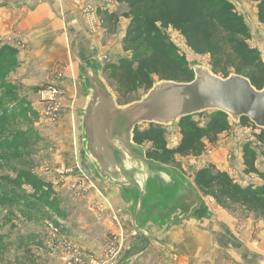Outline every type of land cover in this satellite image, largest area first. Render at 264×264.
Here are the masks:
<instances>
[{
    "label": "rangeland",
    "instance_id": "obj_1",
    "mask_svg": "<svg viewBox=\"0 0 264 264\" xmlns=\"http://www.w3.org/2000/svg\"><path fill=\"white\" fill-rule=\"evenodd\" d=\"M223 2L229 13L242 21L247 30L245 39L247 46L257 51L260 60L264 63V29L258 21L257 2L253 0H223ZM51 5L53 12L47 22L51 26L52 37L55 38L56 32H59L58 35L64 40L69 57L76 45L75 34L83 35L96 47L104 67L128 57L122 45L129 21L126 18L125 6L116 4L113 0H65V3L63 0H53ZM54 5L57 8H54ZM97 10L117 14L118 20L114 28L111 30L105 28ZM162 32L167 42L174 47L177 56L187 66L195 60L211 69L208 56L195 54L187 48L179 31L170 27ZM22 41L21 34L15 31L0 41V47L4 46L13 51L10 62L12 65L7 59L6 63L0 61V118L21 114L13 120V123H6L3 128L6 133L0 134V145L3 148L0 153V176L9 177L18 183V187L0 183V264H65L60 252L65 240L60 239V232L66 230V226L67 232L73 229L70 222L65 220V212L59 208L56 210V207H59L56 199L57 188H50V193L44 195L46 193L44 186L45 184L55 186L52 181L57 177L56 180L63 184L62 189H64V191L60 189L58 195L62 198L68 196L75 198L80 193L82 184L87 183V179H84L80 172L93 181L92 176L85 172L78 154L79 139L75 110L79 109L82 99L78 104L76 103V98L81 96L77 80L73 77L67 80L63 74V64L58 61L53 64L50 77L36 76V83L27 87L21 79L20 72L17 71L20 66L19 55L26 49ZM6 69L8 72L5 74ZM16 71L18 74H15ZM102 76L115 90V84L108 79L105 70ZM240 76L248 77L249 73L242 72ZM40 83L44 84L40 85ZM50 88H55L58 92L55 113L48 101ZM145 93L140 89L137 93L126 96L116 94V98L119 105H126L138 100ZM210 115L205 113L199 117L195 116L193 120L204 125ZM139 129L143 131L147 129V125ZM259 133L260 131L250 127L235 128L231 125V129L219 135L213 144L205 142L201 155L176 157L175 162L170 166L180 169L192 180L198 170L207 169L209 174L227 173L241 187L260 188L263 185L262 181L253 174L244 173L242 163L243 148L249 146L256 155V168L260 171L264 170V162L260 155L262 147L256 140V135ZM164 135L169 148L178 144L180 135L177 128L164 130ZM59 170L63 171L62 174L57 173ZM205 198L224 222L225 229L221 231L227 234V238L228 234L234 235L235 241H239L240 246L222 247L217 242L214 245L218 248H215L212 255L208 251L204 254L200 253L197 249L198 260L195 259L194 262L196 264L252 262L260 240L257 232L264 230V218L239 209H222L210 196ZM27 210L35 214L38 212L39 215L32 213L27 215ZM19 211L21 215H17ZM33 232L36 233L37 239L31 241L30 236ZM69 243L77 248L73 241ZM33 244L37 255L31 253L30 246ZM49 245H52L51 250L48 248ZM163 248L166 250V247ZM148 251L149 257H145L147 258L145 263L150 264L158 257L159 250L157 252L153 247ZM160 251L164 253L162 249ZM122 256L120 255L119 261L128 256L127 252L125 257ZM262 262L264 261L255 264H264Z\"/></svg>",
    "mask_w": 264,
    "mask_h": 264
},
{
    "label": "water",
    "instance_id": "obj_2",
    "mask_svg": "<svg viewBox=\"0 0 264 264\" xmlns=\"http://www.w3.org/2000/svg\"><path fill=\"white\" fill-rule=\"evenodd\" d=\"M190 82L160 80L138 100L119 105L116 94L102 76L103 64L92 46L77 55L80 89L85 93L77 114L79 156L85 170L98 183L114 191L126 207L136 240L145 244L117 264L143 253L152 236L147 227L178 211L195 218L212 215L192 179L180 169L146 157V149L133 141L143 125L176 128L180 120L209 112L224 114L235 126L247 119L264 131V85L256 89L246 77L226 78L198 61L189 63Z\"/></svg>",
    "mask_w": 264,
    "mask_h": 264
},
{
    "label": "trees",
    "instance_id": "obj_3",
    "mask_svg": "<svg viewBox=\"0 0 264 264\" xmlns=\"http://www.w3.org/2000/svg\"><path fill=\"white\" fill-rule=\"evenodd\" d=\"M113 1L126 7V18L129 20L122 42L123 51L128 57L103 66L102 69V73L105 70L108 79L115 84V94L126 96L137 93L140 89L147 92L153 82L160 80L190 82L193 79L189 64L187 66L177 56L174 47L167 42L162 32L170 27L179 31L185 45L192 52L208 56L214 74L226 78L230 73L241 75L242 72H248L249 76L246 78L251 84L256 89L263 87L264 63L257 51L247 46L246 27L239 18L229 13L223 0ZM253 1L257 2L258 21L264 29V0ZM97 14L106 29L114 28L118 20L116 13L97 10ZM12 54V49L0 47L1 62L6 63L7 59L12 65ZM7 72L8 69L5 74ZM209 113L211 115L204 125L194 121L195 116L180 120L176 127L180 139L175 147L167 146L164 130L168 129L154 125H147V129L143 131L136 128L133 141L144 147L149 145L145 147L146 157L164 165H172L176 157H197L204 150L205 142L213 144L219 135L231 129L232 124L224 114ZM19 116L21 114L0 118V134L6 133L3 131L6 123H13ZM199 116L201 115L196 117ZM242 126L256 129L247 119H241L239 127ZM258 131L260 133L256 135V140L262 147L260 155L264 162V131ZM2 149L0 145V153ZM255 160V152L245 146L242 157L244 173L258 177L263 183L260 188L241 187L227 173L209 174L207 169L198 170L193 182L200 194L203 197L210 196L218 207L225 210L239 209L264 218V170L256 168ZM0 183L18 187L15 180L6 176H0ZM44 187V195L49 194L51 185L45 184Z\"/></svg>",
    "mask_w": 264,
    "mask_h": 264
},
{
    "label": "crops",
    "instance_id": "obj_4",
    "mask_svg": "<svg viewBox=\"0 0 264 264\" xmlns=\"http://www.w3.org/2000/svg\"><path fill=\"white\" fill-rule=\"evenodd\" d=\"M63 1L65 3V0ZM51 3H53V0H9L8 2L0 0V41L13 34V31L21 34L26 49L19 55L20 66L17 71L20 72L21 79L27 87L36 83V76L50 77L55 62L58 61L63 64L64 76L67 77V80L72 77L77 80V86L81 94L76 98L77 104L82 99L79 109L75 110L77 118L78 111L83 107L85 100V93L79 86L77 55L84 46L89 45L95 49L96 47L83 35L75 34L74 41L76 45L71 50L69 57L64 40L58 35L59 32H56V37L53 38L51 26L47 22L53 12ZM54 8H57L56 5H54ZM96 52L97 58L103 64L97 49ZM17 71L15 74H18ZM51 81L53 80L51 79ZM42 84L40 83V85ZM80 174L84 179H87V183L82 184L79 189L80 193L75 197L76 199L70 196L62 198L58 195V191L60 189L64 191L62 189L63 184L56 180L57 177L52 181L55 186L52 185L51 188H57L56 199L59 202L57 204L59 207L57 206L56 210L60 209L65 212V220L70 222L69 224L73 229L67 232L68 227L66 226V230L60 232V239L68 242L73 241L79 252L85 257L87 264H105L108 249L111 245L119 250L120 255L124 257L126 252L129 256L142 248L145 240L140 238L135 243L133 242L135 234L131 217L117 193L94 179L92 181L85 177L84 173L80 172ZM204 199L208 208L212 211L211 216L199 219L188 217L182 211H178L167 220L155 221L147 227L152 236L148 248L125 264H147L145 263L147 260L145 257H149L148 250L153 247L157 252L159 250V253L156 252L159 255L150 264H196L194 261L195 259L198 260L196 257L197 249L200 253L204 254L205 251H208L212 255L215 248H218L217 245H214L217 242L222 247L239 245V241H235L234 235L228 234L227 238V234L223 232L225 229L224 222L209 205L207 199L205 197ZM20 212H17V215H21ZM31 213L32 211L27 210V215ZM32 215L39 214L37 212L36 214L32 213ZM257 233L260 239H258V251L253 254L254 257L249 264L264 261V230H258ZM213 235L214 238H212ZM30 237L31 241L37 239L34 232L31 233ZM213 239L216 240L212 241ZM244 240L246 241V238ZM51 247L52 245H49L48 248L51 250ZM163 247H166V250ZM30 248L32 249L31 253L37 255L35 245H31ZM160 249L164 253H161ZM146 251H148L147 256H145ZM48 255L50 254L48 253Z\"/></svg>",
    "mask_w": 264,
    "mask_h": 264
},
{
    "label": "built area",
    "instance_id": "obj_5",
    "mask_svg": "<svg viewBox=\"0 0 264 264\" xmlns=\"http://www.w3.org/2000/svg\"><path fill=\"white\" fill-rule=\"evenodd\" d=\"M58 96V92L55 88H50L48 91V101L51 104L52 111L56 112V98ZM63 171H57L58 174H62ZM74 188V186H72ZM64 244L60 248L62 259L65 264H87L85 262V257L77 250L76 247L72 246L71 243L67 241H63ZM120 252L112 245L108 249L107 257L105 264H117L119 262Z\"/></svg>",
    "mask_w": 264,
    "mask_h": 264
}]
</instances>
